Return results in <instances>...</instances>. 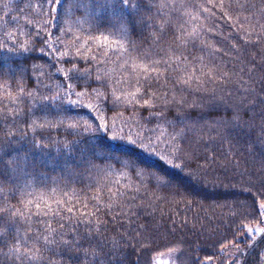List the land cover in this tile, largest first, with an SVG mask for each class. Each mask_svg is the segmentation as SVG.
Masks as SVG:
<instances>
[{
  "label": "trees",
  "instance_id": "1",
  "mask_svg": "<svg viewBox=\"0 0 264 264\" xmlns=\"http://www.w3.org/2000/svg\"><path fill=\"white\" fill-rule=\"evenodd\" d=\"M263 202L264 0H0V264H262Z\"/></svg>",
  "mask_w": 264,
  "mask_h": 264
},
{
  "label": "snow or ice",
  "instance_id": "2",
  "mask_svg": "<svg viewBox=\"0 0 264 264\" xmlns=\"http://www.w3.org/2000/svg\"><path fill=\"white\" fill-rule=\"evenodd\" d=\"M122 2H123V0H122ZM139 143H142V141L139 142ZM149 147H151V146H149ZM176 158H178V157H174L173 159H168L165 153H161V154H160V157H159V159L163 160V161L166 163V165H167L168 167H170V168H172V169H174V170H178L180 173H183V172H184V166H183V165L176 164V163L174 162ZM198 175H199L198 172H193V173H191V174H188V178H189L190 180H194V179H196V178L198 177ZM151 178H152V177H150V179H151ZM156 179H158V180H162V181H166V180H164V179H163L162 177H160V176H157ZM259 209H260V210H264V203H261V204L259 205ZM257 234H259V235H257ZM257 236H264V228H261L260 230H257V231H251V235L249 236V239L254 241V240L256 239ZM254 246H255V245H253V247H254ZM260 259H261L262 261H264V251H261V252H260Z\"/></svg>",
  "mask_w": 264,
  "mask_h": 264
},
{
  "label": "rangeland",
  "instance_id": "3",
  "mask_svg": "<svg viewBox=\"0 0 264 264\" xmlns=\"http://www.w3.org/2000/svg\"><path fill=\"white\" fill-rule=\"evenodd\" d=\"M264 203V202H263ZM261 204V203H260ZM259 204V205H260ZM261 211V224L264 225V210H260ZM246 229H248L247 231L251 233V231H257L260 230L261 227L258 225L252 226V227H247Z\"/></svg>",
  "mask_w": 264,
  "mask_h": 264
},
{
  "label": "water",
  "instance_id": "4",
  "mask_svg": "<svg viewBox=\"0 0 264 264\" xmlns=\"http://www.w3.org/2000/svg\"><path fill=\"white\" fill-rule=\"evenodd\" d=\"M262 264H264V261H262Z\"/></svg>",
  "mask_w": 264,
  "mask_h": 264
}]
</instances>
